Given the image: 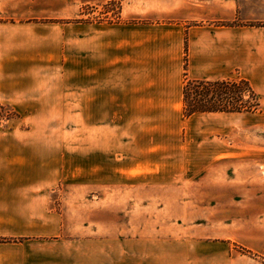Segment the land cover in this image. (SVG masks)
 Instances as JSON below:
<instances>
[{
    "label": "crops",
    "instance_id": "0c3cea01",
    "mask_svg": "<svg viewBox=\"0 0 264 264\" xmlns=\"http://www.w3.org/2000/svg\"><path fill=\"white\" fill-rule=\"evenodd\" d=\"M36 1L0 0V104L21 106L23 100L45 97L47 84L26 88L23 82L26 76L41 79V67L58 64L79 79V89L71 93L80 106L112 107L113 121L129 124L123 150L113 136L112 152L124 157L109 169L114 182L121 181V171L136 168L205 171L247 160V146L186 147L184 139L193 134L211 141L212 135L227 133L235 119L264 122V12L248 11L250 0H142L145 7L130 0L121 14L134 21L22 22L39 17ZM232 21L236 24H226ZM231 77L249 81L260 111L184 115L186 78ZM28 133L0 131V264H217L212 246L187 247L186 257L185 246L162 240L160 246H104L90 237L88 218L59 204L52 194L57 182L39 177L41 157L24 141ZM131 177L130 186L154 183ZM159 185L169 186L164 180ZM160 197L151 201H174L165 190Z\"/></svg>",
    "mask_w": 264,
    "mask_h": 264
},
{
    "label": "rangeland",
    "instance_id": "374dc122",
    "mask_svg": "<svg viewBox=\"0 0 264 264\" xmlns=\"http://www.w3.org/2000/svg\"><path fill=\"white\" fill-rule=\"evenodd\" d=\"M81 1L37 0L33 10L39 17L21 21L48 25L137 20L121 14L130 0ZM135 2L145 7L142 0H132V5ZM246 7L264 12V0H250ZM52 14L63 17L52 18ZM65 68L44 65L41 79L26 76V88L47 84L42 90L45 97L23 100L21 106L0 104V131L29 132L24 141L40 154L39 177L57 182L52 194L59 204L67 205L83 221L88 218L90 237L103 240L104 246H160L162 240L169 246H185L186 257L187 247L212 246L217 264H264V122L235 119L227 133L218 132L211 141L193 134L184 139L186 147L247 146L246 161L222 162L205 171L136 168L121 171V181L114 182L109 169L124 157L112 152L113 136L123 150L129 124L114 122L112 107L80 106L79 97L71 93L79 89V79H71ZM221 123L218 120L217 125ZM33 168L37 175V167ZM128 174L154 183L130 186ZM161 180L169 186L162 188ZM164 190L174 201H154Z\"/></svg>",
    "mask_w": 264,
    "mask_h": 264
},
{
    "label": "trees",
    "instance_id": "16d2710c",
    "mask_svg": "<svg viewBox=\"0 0 264 264\" xmlns=\"http://www.w3.org/2000/svg\"><path fill=\"white\" fill-rule=\"evenodd\" d=\"M226 24H236V21ZM182 102L185 116L203 112L254 113L261 109L257 93L242 77L218 80L186 78Z\"/></svg>",
    "mask_w": 264,
    "mask_h": 264
}]
</instances>
